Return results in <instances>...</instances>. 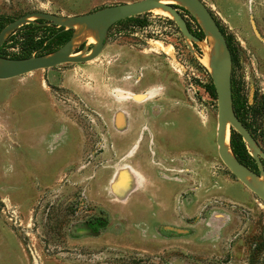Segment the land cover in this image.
<instances>
[{"label": "rangeland", "instance_id": "1", "mask_svg": "<svg viewBox=\"0 0 264 264\" xmlns=\"http://www.w3.org/2000/svg\"><path fill=\"white\" fill-rule=\"evenodd\" d=\"M134 1L0 0V28L28 13ZM200 1L229 44L233 104L264 153L254 107L264 96V0ZM174 7L201 40L153 10L112 25L91 61L0 80V264H264V203L216 153L209 38ZM31 20L42 28L18 29L2 58L58 28ZM71 30V53L88 54L94 33ZM118 110L130 128L115 132ZM137 164L145 181L115 200L113 174Z\"/></svg>", "mask_w": 264, "mask_h": 264}, {"label": "water", "instance_id": "2", "mask_svg": "<svg viewBox=\"0 0 264 264\" xmlns=\"http://www.w3.org/2000/svg\"><path fill=\"white\" fill-rule=\"evenodd\" d=\"M175 5L186 9L198 22L203 35L211 40V52L207 67L216 102L215 145L217 156L232 176L264 203V170L260 161L264 162V153L260 151L248 130L233 113L230 90V52L224 36L200 0H138L69 17L44 12L24 14L1 28L0 46L15 29L33 23L31 18L41 19L47 24L64 30L76 26L78 27L76 34L87 30L91 31L94 33L95 43L86 55L71 53L72 39L70 38L57 50L47 55L22 59L0 57V80L15 78L37 70L50 69L61 64H80L91 61L101 52L105 43L106 32L112 25L156 9L168 14L184 38L198 42L188 31L186 23L174 7ZM229 127L240 136L248 155L256 165L257 172L240 164L230 152L228 145L225 144L226 136L227 141L229 139Z\"/></svg>", "mask_w": 264, "mask_h": 264}, {"label": "trees", "instance_id": "3", "mask_svg": "<svg viewBox=\"0 0 264 264\" xmlns=\"http://www.w3.org/2000/svg\"><path fill=\"white\" fill-rule=\"evenodd\" d=\"M138 17H140V15L135 16V17H131V18H127L121 21H135L138 19ZM120 22V21H119ZM118 23V22H117ZM187 26V25H186ZM42 27L40 25H36V23H30L27 25H23L17 29H15L13 32H11L6 39L4 40V42L2 43V45L0 46V57H5L6 55L3 53V51L9 47V45H13V41L15 40V34L17 32L18 29H27V30H39ZM1 30V28H0ZM189 30V29H188ZM72 30L71 29H67L64 30L63 28L58 27L57 30L45 37V38H38V36L31 35L25 38V42L27 43V50H25L20 56L17 57H13L14 59H19V58H27L30 56V52L31 51H35V55L39 56V55H43V54H49L51 51H53L56 46H61L62 44H64L70 34H71ZM190 32V31H189ZM191 33V32H190ZM193 37H195L198 41L202 39V35L200 33V31L196 32V34H192ZM225 39V38H224ZM226 41V39H225ZM45 42V44L42 46V43ZM227 47L229 49V52L231 51L228 42L226 41ZM231 56V54H230ZM230 90H231V102H232V110L234 112V115L237 117V119L242 123L243 125V118L241 117V115L239 114L237 108L235 107V105L233 104V87L231 85V81H230ZM209 94L211 96H215L214 94V90H213V86L212 84L209 86ZM254 107L256 108L257 112L261 115L264 116V96L261 97V99L257 102L254 103ZM229 147L230 150L233 154V156L236 158V160L244 165L245 167L249 168L247 165V162L252 160L251 157H249L246 149H245V145L243 144V142L241 141L240 136L235 133L234 131L230 130L229 132ZM253 161V160H252ZM254 162V161H253ZM263 169H264V163H262ZM252 171H255V169H251ZM132 260H129V263L127 264H132L131 262Z\"/></svg>", "mask_w": 264, "mask_h": 264}, {"label": "crops", "instance_id": "4", "mask_svg": "<svg viewBox=\"0 0 264 264\" xmlns=\"http://www.w3.org/2000/svg\"><path fill=\"white\" fill-rule=\"evenodd\" d=\"M158 112V110H157ZM112 127L115 132H120L130 128L127 122V115L124 111L118 110L112 121ZM137 168H121L113 174L109 183L111 196L117 201H123L127 196L141 187L145 181V176L140 170L141 165L137 164Z\"/></svg>", "mask_w": 264, "mask_h": 264}, {"label": "bare ground", "instance_id": "5", "mask_svg": "<svg viewBox=\"0 0 264 264\" xmlns=\"http://www.w3.org/2000/svg\"><path fill=\"white\" fill-rule=\"evenodd\" d=\"M156 10H159V9H156ZM162 13L165 14V15H167V13H165V12H162ZM208 41H209V46H210V51H209V54H210V52H211V40L209 39ZM226 142H227V136H226L225 144H226Z\"/></svg>", "mask_w": 264, "mask_h": 264}, {"label": "flooded vegetation", "instance_id": "6", "mask_svg": "<svg viewBox=\"0 0 264 264\" xmlns=\"http://www.w3.org/2000/svg\"><path fill=\"white\" fill-rule=\"evenodd\" d=\"M189 31V30H188ZM192 35V34H191ZM261 161V164L263 163V161L262 160H260ZM255 164V163H254ZM255 167H256V165H255ZM262 168H263V166H262ZM264 170V169H263ZM254 172H257V168H256V170L254 171Z\"/></svg>", "mask_w": 264, "mask_h": 264}]
</instances>
